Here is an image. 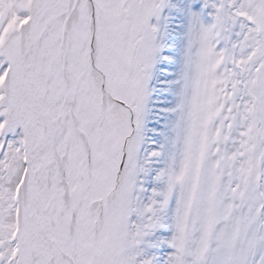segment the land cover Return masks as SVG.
Instances as JSON below:
<instances>
[{
	"label": "snow or ice",
	"instance_id": "6c2138e0",
	"mask_svg": "<svg viewBox=\"0 0 264 264\" xmlns=\"http://www.w3.org/2000/svg\"><path fill=\"white\" fill-rule=\"evenodd\" d=\"M0 264H264V0H0Z\"/></svg>",
	"mask_w": 264,
	"mask_h": 264
}]
</instances>
